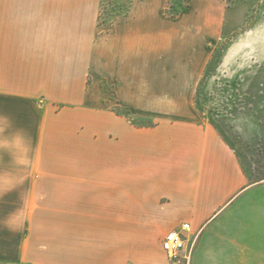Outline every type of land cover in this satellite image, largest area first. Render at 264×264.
Here are the masks:
<instances>
[{
  "label": "crops",
  "instance_id": "crops-1",
  "mask_svg": "<svg viewBox=\"0 0 264 264\" xmlns=\"http://www.w3.org/2000/svg\"><path fill=\"white\" fill-rule=\"evenodd\" d=\"M187 1L168 20L164 0H130L103 32L101 0H0V150L21 155L0 159V264H264V179L248 181L211 125L53 110L82 104L83 92L94 103L79 70L123 71L121 82L104 77L117 103L157 115L138 108L157 100L135 80L157 70L142 63L143 34L156 38L161 20L195 36L185 71L202 70L221 36L222 2ZM183 225L187 262H171L161 240Z\"/></svg>",
  "mask_w": 264,
  "mask_h": 264
},
{
  "label": "rangeland",
  "instance_id": "rangeland-1",
  "mask_svg": "<svg viewBox=\"0 0 264 264\" xmlns=\"http://www.w3.org/2000/svg\"><path fill=\"white\" fill-rule=\"evenodd\" d=\"M220 1L227 9L221 36L209 45L206 65L200 71L183 69L191 62L188 45L193 44L196 37H184L178 24H164L158 20L156 38L150 40L143 34L142 63L156 64L157 70L136 73L135 80L141 89V97L155 96L157 100L151 103L143 100L138 108L142 111L155 109L157 115L154 117L135 116L117 103L112 90L115 84L107 86L104 77L110 76L116 83L121 82L131 74L123 71L79 70V83L81 76H87L84 91L93 96L94 103L85 104L83 92L79 94L83 98L82 104L56 105L53 110L89 108L122 115L128 111L129 116L123 117L140 127L151 126L163 118H197L215 128L234 151L249 182L264 179V0ZM187 2L164 0L159 17L178 18L187 9ZM129 7L130 0H101L100 31H111ZM154 51L157 52L156 59L147 57ZM1 106L6 103L0 102ZM0 121V124L5 123L3 119ZM13 155L18 158L20 153L0 150V159Z\"/></svg>",
  "mask_w": 264,
  "mask_h": 264
},
{
  "label": "built area",
  "instance_id": "built-area-1",
  "mask_svg": "<svg viewBox=\"0 0 264 264\" xmlns=\"http://www.w3.org/2000/svg\"><path fill=\"white\" fill-rule=\"evenodd\" d=\"M189 226L183 225L180 230L167 233L161 240V249L171 262L183 260L187 262V246L185 233L188 232Z\"/></svg>",
  "mask_w": 264,
  "mask_h": 264
},
{
  "label": "trees",
  "instance_id": "trees-1",
  "mask_svg": "<svg viewBox=\"0 0 264 264\" xmlns=\"http://www.w3.org/2000/svg\"><path fill=\"white\" fill-rule=\"evenodd\" d=\"M186 0H183V2H185ZM182 8L184 7L183 5L181 6ZM128 14V11L124 14V15H122V17H124V16H126ZM174 15V14H173ZM99 21V23H100V19L98 20ZM117 115H119V116H125V117H127V116H129V112L128 111H126V113L125 114H120V113H117V112H115Z\"/></svg>",
  "mask_w": 264,
  "mask_h": 264
}]
</instances>
